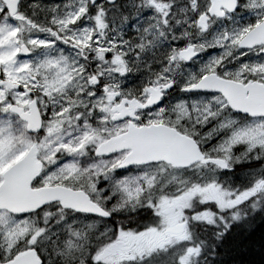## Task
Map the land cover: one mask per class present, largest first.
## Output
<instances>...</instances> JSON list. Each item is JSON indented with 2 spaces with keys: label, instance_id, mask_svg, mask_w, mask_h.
I'll list each match as a JSON object with an SVG mask.
<instances>
[{
  "label": "snow or ice",
  "instance_id": "obj_1",
  "mask_svg": "<svg viewBox=\"0 0 264 264\" xmlns=\"http://www.w3.org/2000/svg\"><path fill=\"white\" fill-rule=\"evenodd\" d=\"M244 161L264 0H0V264H195L194 223L264 197V163L211 174Z\"/></svg>",
  "mask_w": 264,
  "mask_h": 264
},
{
  "label": "trees",
  "instance_id": "obj_2",
  "mask_svg": "<svg viewBox=\"0 0 264 264\" xmlns=\"http://www.w3.org/2000/svg\"><path fill=\"white\" fill-rule=\"evenodd\" d=\"M260 164L244 162L241 168ZM238 211L239 218L231 211L223 213L227 224L222 220L192 225L194 240L202 242L195 264H264V197L246 202Z\"/></svg>",
  "mask_w": 264,
  "mask_h": 264
},
{
  "label": "flooded vegetation",
  "instance_id": "obj_3",
  "mask_svg": "<svg viewBox=\"0 0 264 264\" xmlns=\"http://www.w3.org/2000/svg\"><path fill=\"white\" fill-rule=\"evenodd\" d=\"M30 1L31 0H27L28 3ZM44 1H47V0H43V2ZM242 164L236 163L231 169H228V170H216L214 173L219 177V180L217 182L220 183L222 186L224 185L225 187L229 189H241L242 187H244L247 179L241 176V174L244 171L241 168ZM249 167H255V166H248V168ZM246 184H248V182H246ZM244 205L245 204H243L241 208H243Z\"/></svg>",
  "mask_w": 264,
  "mask_h": 264
},
{
  "label": "rangeland",
  "instance_id": "obj_4",
  "mask_svg": "<svg viewBox=\"0 0 264 264\" xmlns=\"http://www.w3.org/2000/svg\"><path fill=\"white\" fill-rule=\"evenodd\" d=\"M48 1V0H47ZM47 1H44V3L45 4H51V3H54V2H58V0H49L48 2ZM33 2V0H31L29 3H32ZM242 150V149H241ZM239 151V150H238ZM244 162H248V161H244ZM244 162H239L240 164H242V163H244ZM251 162H260V163H264V161H251ZM251 162H249L250 164H251ZM259 166L260 165H257V166H255V167H247V169H244V171H243V173L241 174V176L243 177V178H245V179H247V181L246 182H248V184H246L247 186H244V187H242L241 189H244V188H247V187H249L250 186V184H251V182H252V176H251V172H250V169H256V168H259ZM207 171V170H206ZM212 175H214L215 176V178H216V181H218L219 180V177L213 172V173H211ZM245 182V183H246ZM224 186V185H223ZM206 205H199V207H201V210H204L202 207H205ZM212 207H213V210H215L216 209V207H217V205H215V204H213L212 205ZM226 212V211H225ZM224 213V212H223ZM223 213H222V215H223ZM217 221H219V222H222V220H220V219H217ZM216 221V222H217ZM155 260H156V264H160V261H164L165 259H167V257H165V256H160V257H158V258H154ZM145 264H149V262L148 261H145Z\"/></svg>",
  "mask_w": 264,
  "mask_h": 264
},
{
  "label": "water",
  "instance_id": "obj_5",
  "mask_svg": "<svg viewBox=\"0 0 264 264\" xmlns=\"http://www.w3.org/2000/svg\"><path fill=\"white\" fill-rule=\"evenodd\" d=\"M223 170H228V169H223Z\"/></svg>",
  "mask_w": 264,
  "mask_h": 264
},
{
  "label": "bare ground",
  "instance_id": "obj_6",
  "mask_svg": "<svg viewBox=\"0 0 264 264\" xmlns=\"http://www.w3.org/2000/svg\"><path fill=\"white\" fill-rule=\"evenodd\" d=\"M236 170V169H235Z\"/></svg>",
  "mask_w": 264,
  "mask_h": 264
}]
</instances>
